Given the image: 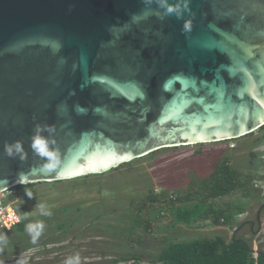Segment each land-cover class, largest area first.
<instances>
[{
    "label": "water",
    "instance_id": "1",
    "mask_svg": "<svg viewBox=\"0 0 264 264\" xmlns=\"http://www.w3.org/2000/svg\"><path fill=\"white\" fill-rule=\"evenodd\" d=\"M263 125L264 0H0V192Z\"/></svg>",
    "mask_w": 264,
    "mask_h": 264
},
{
    "label": "rangeland",
    "instance_id": "2",
    "mask_svg": "<svg viewBox=\"0 0 264 264\" xmlns=\"http://www.w3.org/2000/svg\"><path fill=\"white\" fill-rule=\"evenodd\" d=\"M225 158L245 190L210 198L203 181ZM148 196L155 198L150 202ZM176 197L185 206L204 202L241 213L227 226H215L210 218L177 222L166 204V198ZM0 200L5 218L0 234L7 236L0 245V264H65L77 253L81 264H126L134 256L148 264L146 259L169 242L218 235L229 242L233 234L248 240L254 257L264 252V125L235 139L160 148L100 174L11 187L0 192ZM38 204L51 216L41 215ZM9 208L23 230L7 221ZM146 220L151 225L147 233L142 230ZM36 222L44 228L33 243L26 225ZM122 256L129 260L112 262Z\"/></svg>",
    "mask_w": 264,
    "mask_h": 264
},
{
    "label": "trees",
    "instance_id": "3",
    "mask_svg": "<svg viewBox=\"0 0 264 264\" xmlns=\"http://www.w3.org/2000/svg\"><path fill=\"white\" fill-rule=\"evenodd\" d=\"M19 186V185H18ZM16 186V187H18ZM244 188L240 176L236 170L229 166L228 158L215 166L210 176L203 181V190L210 198L228 195L237 189ZM155 197L148 196L150 202ZM188 197L184 198L186 200ZM168 210L175 214V221L189 224L193 219H208L215 226L231 225L233 215L241 213L240 208L230 211L227 209H214L204 202L194 203L185 206L180 202V198H166ZM137 215L133 218L136 219ZM252 224V223H249ZM15 226L23 230V222L19 221ZM259 226L252 232L256 234ZM142 230L147 233L151 230L148 220L143 221ZM252 249L248 240L242 235L233 234L231 240L226 242L222 236L213 238H197L190 241L169 242L162 246L154 258L146 259L148 264H264V252H259L256 259L252 256ZM131 259V258H130ZM129 258L122 256L112 260L113 263L128 261ZM145 264L144 259L134 256L131 263Z\"/></svg>",
    "mask_w": 264,
    "mask_h": 264
},
{
    "label": "clouds",
    "instance_id": "4",
    "mask_svg": "<svg viewBox=\"0 0 264 264\" xmlns=\"http://www.w3.org/2000/svg\"><path fill=\"white\" fill-rule=\"evenodd\" d=\"M164 3L166 4V0H164ZM185 8H187V0H185ZM166 12L168 14L177 13V18H179L181 15V13L178 11V8L176 6H167ZM190 28H191V21L190 20L185 21L184 30L189 31ZM80 111H83V109H81ZM32 148L38 155H40L42 158H44L47 161L41 166V171L50 172L57 168L58 153L50 149L49 142L44 137L40 136L38 132L37 134L33 136ZM14 149H15V152L17 153L22 152V142L16 141L13 144H8V143L5 144V152L9 156L13 154ZM25 192L29 197L32 196L31 191L25 189ZM37 206L41 210V215L51 216L52 213L46 210V206L44 204H38ZM8 211H9L8 220L11 222H14L15 224L18 223L20 221V217L16 216L13 213L11 208H9ZM6 226L10 227L11 225L7 224L6 222ZM43 228H44V225L42 222L29 223L28 225H26V230L31 235V239L33 243H36L37 239L39 238V236L41 235L43 231ZM6 243H7V236L5 234H0V245H4ZM19 264H23V261L19 262ZM65 264H81V258H80L79 253H77L73 257L67 258L65 260Z\"/></svg>",
    "mask_w": 264,
    "mask_h": 264
},
{
    "label": "built area",
    "instance_id": "5",
    "mask_svg": "<svg viewBox=\"0 0 264 264\" xmlns=\"http://www.w3.org/2000/svg\"><path fill=\"white\" fill-rule=\"evenodd\" d=\"M3 209H4V207H3V203H2V201L0 200V220H3ZM7 212V217H6V219H7V221H8V215H9V213H8V210L6 211ZM5 219V218H4ZM14 223V222H13ZM256 257H257V255H255L253 258L254 259H256Z\"/></svg>",
    "mask_w": 264,
    "mask_h": 264
}]
</instances>
